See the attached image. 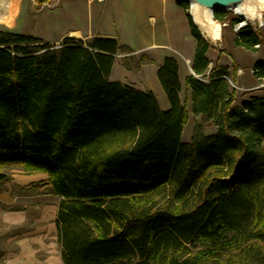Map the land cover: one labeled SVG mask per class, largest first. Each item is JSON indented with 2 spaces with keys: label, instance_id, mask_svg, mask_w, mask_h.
<instances>
[{
  "label": "trees",
  "instance_id": "16d2710c",
  "mask_svg": "<svg viewBox=\"0 0 264 264\" xmlns=\"http://www.w3.org/2000/svg\"><path fill=\"white\" fill-rule=\"evenodd\" d=\"M189 23L184 84L216 129L198 125L189 142L173 57L157 71L162 111L151 92L108 79L127 46L0 30V184L8 166L48 175L63 264H264V94L234 106L229 69H209L213 48ZM235 45H264V30L241 28ZM254 68L264 78V62Z\"/></svg>",
  "mask_w": 264,
  "mask_h": 264
},
{
  "label": "crops",
  "instance_id": "0c3cea01",
  "mask_svg": "<svg viewBox=\"0 0 264 264\" xmlns=\"http://www.w3.org/2000/svg\"><path fill=\"white\" fill-rule=\"evenodd\" d=\"M110 2L113 10H121L128 23L136 26L131 31L138 47L131 49L122 42L132 51L127 55L123 54L122 58L133 57L139 66L121 67L115 55L108 79L141 92H151L156 99L157 96H162L161 103L158 99L157 101L162 111H168L170 105L157 79V71L163 59L172 56L161 51L176 50L182 55L183 61H191L196 48L184 10L175 0ZM97 38L113 39L123 45L117 36L111 34L105 33ZM144 56L149 57L150 61L141 62ZM177 63L178 78L182 85L191 70L184 62ZM184 98L190 103V94ZM44 199L49 200L43 201ZM58 200L51 193L46 174L15 175L2 183L0 204L7 209H0V219L7 227L19 228V231L5 240L7 248L0 257L2 264H63L56 225Z\"/></svg>",
  "mask_w": 264,
  "mask_h": 264
},
{
  "label": "rangeland",
  "instance_id": "374dc122",
  "mask_svg": "<svg viewBox=\"0 0 264 264\" xmlns=\"http://www.w3.org/2000/svg\"><path fill=\"white\" fill-rule=\"evenodd\" d=\"M10 4L15 6L14 18L6 20L4 11L5 7L10 6ZM178 4H181L180 6L189 22L193 23L189 16V4ZM215 14L225 16L223 23L218 22L221 26L220 40L214 42L200 31L202 37L213 48L207 53V58L210 61L209 69L216 64L229 69L230 77L228 81L235 90V103L233 105H240L252 96L264 94V80H259L252 74L254 64L259 61L264 62V45H260L259 48H254V50L236 46L235 42L240 30L236 32L234 28L237 23L244 21L245 18L234 15L231 11L215 12L214 18ZM126 19L125 14L121 10H113L110 0H0V30L30 36L56 47L64 44V40L67 38L87 44L93 38L107 33L117 36L120 39V43L124 42L131 49H136L138 42L131 31L136 26L128 23ZM232 20L236 21L235 25L231 24ZM247 25L252 28L253 32L261 33L264 30V27L259 28L258 25H254L251 22ZM197 28L199 29L198 26ZM161 52L169 53L175 60L184 62L186 67L191 70L192 60L183 61L182 55L176 50L171 49ZM122 55L117 54L115 58L121 67L136 68L139 66V63L133 57L127 59L122 58ZM147 61H150V58L145 56L141 60L144 63H147ZM180 94L182 99L187 94H190L191 97V92L186 88L185 84L181 85ZM157 99L160 103L163 100L162 96H157ZM186 109L188 121L183 128V142L191 140L198 125L202 126L204 135H211L216 131L213 124L202 123L199 117L193 115L191 101L190 103L187 102ZM1 172L6 174L7 178L5 181L15 175L45 174L42 172H26L20 166H8L3 168ZM0 186H2V183ZM48 200L44 199L43 201ZM0 209L3 211L7 208L5 205L0 204ZM17 231H19V228L7 227L0 219V257L7 248L5 246L6 238ZM0 264H2L1 259Z\"/></svg>",
  "mask_w": 264,
  "mask_h": 264
},
{
  "label": "clouds",
  "instance_id": "9594fccd",
  "mask_svg": "<svg viewBox=\"0 0 264 264\" xmlns=\"http://www.w3.org/2000/svg\"><path fill=\"white\" fill-rule=\"evenodd\" d=\"M230 11L234 15H243L245 17L244 21L235 25L234 30L236 32L250 22L259 27H264V0H237L236 6L232 7ZM189 13L193 17V21L197 23L198 16H206L209 19L214 17L212 10L202 6L197 0H192L189 4Z\"/></svg>",
  "mask_w": 264,
  "mask_h": 264
},
{
  "label": "bare ground",
  "instance_id": "6f19581e",
  "mask_svg": "<svg viewBox=\"0 0 264 264\" xmlns=\"http://www.w3.org/2000/svg\"><path fill=\"white\" fill-rule=\"evenodd\" d=\"M15 6L13 4L8 5V7H5L4 11V18L6 20H12L14 18V12H15ZM244 17L243 15H239ZM192 17V16H191ZM193 19V17H192ZM198 23L195 22L196 25L200 27L203 34L206 35L210 40L217 42L220 40V34H221V26L213 22L208 17H197Z\"/></svg>",
  "mask_w": 264,
  "mask_h": 264
},
{
  "label": "water",
  "instance_id": "95a60500",
  "mask_svg": "<svg viewBox=\"0 0 264 264\" xmlns=\"http://www.w3.org/2000/svg\"><path fill=\"white\" fill-rule=\"evenodd\" d=\"M175 1L177 3H186V4H190L192 2V0H175ZM197 2H199L204 7L211 9L212 12L215 13V12H228V11H230V9L232 7L236 6L237 0H197ZM189 16L192 19L191 14H189ZM240 17H242V16H240ZM242 18H245V17H242ZM211 20L213 22L218 23L217 21H215L214 17H212ZM192 22H193V25L197 28L198 25L195 24L193 19H192ZM259 28H261V27H259ZM197 30L201 34L202 30L200 29V27H199V29L197 28ZM203 39L205 40V38H203ZM191 73L193 74L192 70H191Z\"/></svg>",
  "mask_w": 264,
  "mask_h": 264
},
{
  "label": "built area",
  "instance_id": "2783aa9c",
  "mask_svg": "<svg viewBox=\"0 0 264 264\" xmlns=\"http://www.w3.org/2000/svg\"><path fill=\"white\" fill-rule=\"evenodd\" d=\"M243 28V27H242ZM260 47V45H257V46H255L254 48H259ZM258 73V71L255 69V68H253L252 69V74H254L255 76H256V74ZM259 80H264V78H262V79H259Z\"/></svg>",
  "mask_w": 264,
  "mask_h": 264
}]
</instances>
